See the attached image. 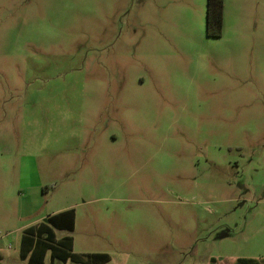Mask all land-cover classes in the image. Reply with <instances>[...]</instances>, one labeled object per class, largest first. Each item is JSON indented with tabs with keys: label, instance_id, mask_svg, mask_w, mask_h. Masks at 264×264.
<instances>
[{
	"label": "rangeland",
	"instance_id": "rangeland-1",
	"mask_svg": "<svg viewBox=\"0 0 264 264\" xmlns=\"http://www.w3.org/2000/svg\"><path fill=\"white\" fill-rule=\"evenodd\" d=\"M208 2L0 0L6 263L64 210L105 264L264 261V0Z\"/></svg>",
	"mask_w": 264,
	"mask_h": 264
},
{
	"label": "trees",
	"instance_id": "trees-1",
	"mask_svg": "<svg viewBox=\"0 0 264 264\" xmlns=\"http://www.w3.org/2000/svg\"><path fill=\"white\" fill-rule=\"evenodd\" d=\"M221 27V0H209L207 10V29L211 35L220 34ZM55 229H74V216L71 211H60L49 215L37 224L30 225L24 231L22 243L24 247L23 255L26 257L27 249L25 245L33 246L31 254L28 257L29 264H43V254L41 249L51 250L53 255L61 251V258L71 259L73 261H82L86 257L85 264H105L110 260V256L105 252H96L82 254L73 252L71 249V237L67 236V246L62 244V240L55 238ZM29 247V248H30ZM39 259V262L37 261ZM83 262V261H82ZM237 264H262L252 258H240ZM264 264V263H263Z\"/></svg>",
	"mask_w": 264,
	"mask_h": 264
},
{
	"label": "crops",
	"instance_id": "crops-1",
	"mask_svg": "<svg viewBox=\"0 0 264 264\" xmlns=\"http://www.w3.org/2000/svg\"><path fill=\"white\" fill-rule=\"evenodd\" d=\"M54 213H56V212H54ZM54 213H51V214H54ZM51 214H48V215H46V217H48L49 215H51ZM45 217V218H46ZM39 222H41V221H39ZM38 222V223H39ZM35 224H37V223H35ZM31 225H33V224H31ZM30 226V225H29ZM29 226H27V227H29ZM27 227H25L24 228V231H25V229L27 228ZM56 230H65V229H55L54 231H55V238L57 239V240H62V244L64 245V246H67V239H65L67 236H69V235H65V236H63V237H60V238H58L57 237V234H56ZM24 231H23V233H22V235H21V239H20V250H19V257H20V259L21 260H23V261H26V263L27 264H29L28 263V257L30 256V254H31V250H32V248H33V246L32 247H30L29 245H25V249H27V255H26V257H24V255H23V252H24V247H23V243H22V239H23V235H24ZM72 243H73V240L71 239V248H72ZM30 247V248H29ZM41 249V253L43 254V258H42V263L43 264H47V257H48V255H50L49 256V258H50V260H49V263L50 264H57V262H62V263H64V264H67L68 262H72V263H75V264H85V260H86V257H84V260H82V261H73V260H71V259H63V258H61L60 256H61V251H59V253H57L56 255H53L52 253H51V250H49V249H47V250H45V249H43V248H40ZM72 251H73V249H71ZM73 252H75V251H73ZM78 253H82V254H88V253H96V252H78ZM6 259H9L6 255H4L1 251H0V264H8V263H6ZM240 258H238L237 260H236V262H235V264H237L238 263V260H239ZM37 261L39 262V259H37ZM263 261V260H262ZM262 264L264 263V261L263 262H261ZM40 264V263H39Z\"/></svg>",
	"mask_w": 264,
	"mask_h": 264
}]
</instances>
